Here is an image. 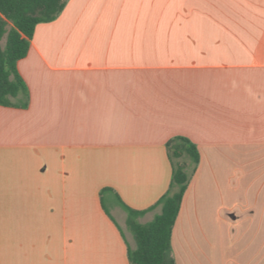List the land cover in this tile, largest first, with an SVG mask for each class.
Returning <instances> with one entry per match:
<instances>
[{"label": "crops", "instance_id": "0c3cea01", "mask_svg": "<svg viewBox=\"0 0 264 264\" xmlns=\"http://www.w3.org/2000/svg\"><path fill=\"white\" fill-rule=\"evenodd\" d=\"M16 69L0 264H130L124 206L160 213L178 137L199 159L173 264H264V0H67Z\"/></svg>", "mask_w": 264, "mask_h": 264}, {"label": "trees", "instance_id": "16d2710c", "mask_svg": "<svg viewBox=\"0 0 264 264\" xmlns=\"http://www.w3.org/2000/svg\"><path fill=\"white\" fill-rule=\"evenodd\" d=\"M66 1L0 0V106H15L12 99L25 92L17 62L26 56L36 25L53 21ZM3 39L4 45H1ZM166 147L172 175L168 192L155 205L160 213L141 224L137 218L144 212L124 206L126 225L135 243L134 249L127 250L130 264H173L169 258L171 230L199 155L195 145L182 137L171 140Z\"/></svg>", "mask_w": 264, "mask_h": 264}, {"label": "rangeland", "instance_id": "374dc122", "mask_svg": "<svg viewBox=\"0 0 264 264\" xmlns=\"http://www.w3.org/2000/svg\"><path fill=\"white\" fill-rule=\"evenodd\" d=\"M4 41H5V39H3L2 41H1V45H4ZM224 243L226 244V246L227 245H232L233 244V242H234V238H233V236H229V235H227V234H225L224 236Z\"/></svg>", "mask_w": 264, "mask_h": 264}]
</instances>
